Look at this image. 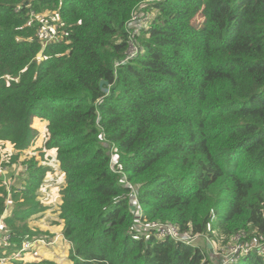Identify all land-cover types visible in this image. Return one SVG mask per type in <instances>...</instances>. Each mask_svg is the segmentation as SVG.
Returning <instances> with one entry per match:
<instances>
[{"label": "trees", "instance_id": "obj_1", "mask_svg": "<svg viewBox=\"0 0 264 264\" xmlns=\"http://www.w3.org/2000/svg\"><path fill=\"white\" fill-rule=\"evenodd\" d=\"M52 10L60 40L43 45L27 21ZM36 117L72 264H213L206 246L144 235L138 219L262 236L224 264H264V0H0L1 161L27 162ZM1 170L4 254L30 239L19 211L35 193L28 172L8 187Z\"/></svg>", "mask_w": 264, "mask_h": 264}, {"label": "rangeland", "instance_id": "obj_2", "mask_svg": "<svg viewBox=\"0 0 264 264\" xmlns=\"http://www.w3.org/2000/svg\"><path fill=\"white\" fill-rule=\"evenodd\" d=\"M137 12L139 13V17L134 24L136 25L135 29L138 31L140 27L147 23L149 16L146 18L148 12H145L141 8L138 9ZM199 19L200 17L198 16V20ZM43 20L57 28L58 17L56 11L52 10L49 13L43 12ZM197 22L196 18L195 23ZM132 49L133 48H130L128 51H131ZM33 125L36 127L37 132L33 137L28 150L20 159V161L26 160L27 162L25 164L24 162H16L18 163L17 165L10 166L15 162L8 163L6 162L8 159H6V161H1L0 158V162H2L0 163V167L4 170H1L3 173L4 184H7L8 187L10 184L20 185V182L24 181L25 174L28 172L30 177L25 182V185L31 188L32 193L35 194L34 197H30L29 205H25L24 209L22 207V210L19 211V213L24 212L23 215H26V219L22 220L21 223L25 224L31 232L25 234V238L30 237L32 238V241H35L39 240L40 237L50 239L58 236V238H62V240L51 246L42 245V243L37 241L24 255H21V251H19L20 256L17 257H11L16 249L11 250L10 252L4 251L5 255L8 256V260L18 259L10 263L7 260L5 264H22L24 261L32 259L50 261L52 264H72V259L70 258L69 253L71 244L65 239V237H59L61 234L60 232L56 233V231H54V228L58 227L60 223L63 224L62 218L58 216V207L61 203V188L64 185L62 174L58 169V163L54 159V149L49 148V146L45 144L47 139L44 127L45 122L39 117H36ZM7 149L10 150V146H7ZM2 153L4 154V157L9 156L6 154L5 150H2ZM28 164H32L29 170H27ZM2 166L7 167L6 169H3ZM20 202L23 203L24 201L22 202V199H20ZM32 206L35 208H31ZM12 209V201L9 199L7 213L11 214ZM212 229L214 233L212 240L204 236L205 239L201 241V244L207 247L209 242L213 243L215 251L221 254V258L223 259L224 254H222L221 251L224 252V248L230 244L232 237L230 240L225 239L223 234L219 232L217 228L213 227ZM4 231L5 230L0 232L3 233ZM247 236L248 235H246L245 240H247ZM226 240L228 241L226 242ZM68 244L70 245V248H68ZM207 250L208 254L213 257L212 263L216 264L215 261L217 257L215 253L210 254L208 247ZM42 264L47 263L42 262Z\"/></svg>", "mask_w": 264, "mask_h": 264}, {"label": "built area", "instance_id": "obj_3", "mask_svg": "<svg viewBox=\"0 0 264 264\" xmlns=\"http://www.w3.org/2000/svg\"><path fill=\"white\" fill-rule=\"evenodd\" d=\"M34 19H37L38 21L41 22V25L38 27L36 34L39 37V39L42 42H44V44L60 40V34L58 32V29L56 28V26H53L45 22L43 20V14H35L31 12L30 19L27 21V24L30 25ZM116 158H117V154L112 153L111 159L113 163L115 162ZM7 214L8 213L6 209L5 215L0 217L1 219L0 231L5 230L3 233L1 232V234H3L2 242L4 243V245L9 244L8 240L10 238L9 230L7 229L6 224L2 220ZM135 227L138 229L139 232H141L144 235H153L157 238L169 237L191 246H196V245L205 246L201 244V241L205 239L204 236L206 235L201 233H190L188 231L182 232L178 229V227H176L174 224L170 222H159V221L150 222V221H144L138 219L136 221ZM57 238L58 236L50 239H45L40 237L39 240H35V241H32V238L30 239L26 238L21 242L19 249L22 252L27 251L37 241L42 243V245L51 246L55 244ZM209 239L212 240V238ZM245 239H246V235H244L243 233H238L232 237L230 244L226 248H224V252L221 251V253L224 254L223 256L224 261L222 264H224L225 262L236 260L235 257L239 256L241 253L247 252L251 249H258L263 245L262 236H259L258 238H254L249 242ZM209 243L211 244L212 249L215 252L214 244L211 242ZM17 256H20L19 251H15V253L11 257H17ZM7 260H8V256H6L5 253L2 257L0 256V264H4Z\"/></svg>", "mask_w": 264, "mask_h": 264}, {"label": "crops", "instance_id": "obj_4", "mask_svg": "<svg viewBox=\"0 0 264 264\" xmlns=\"http://www.w3.org/2000/svg\"><path fill=\"white\" fill-rule=\"evenodd\" d=\"M58 230V231H57ZM54 231H56V233L57 232H60L61 234L59 235V237H64V235H63V224L62 223H60V225L58 226V227H56V228H54ZM0 236H1V232H0ZM62 240V238H58V240L55 242V244L58 242V241H61ZM67 244V243H66ZM54 245V244H53ZM68 246V248H70V245L68 244L67 245ZM14 249V248H13ZM12 249V250H13ZM213 250V249H212ZM16 251H20V249L19 248H16ZM27 251H21V255H24L25 253H26ZM212 253H215V255H216V264H222L223 263V259L221 258V255L219 254V253H217L216 251L214 252V251H212ZM8 254V253H7ZM0 256L2 257L3 256V251H2V254H0ZM210 257L211 258H213L211 255H210ZM15 260H18V259H12V260H8V262L10 263V262H13V261H15ZM38 259H36V260H34V259H32V260H28V261H37ZM213 261V260H212ZM25 262V261H24ZM5 264V263H4Z\"/></svg>", "mask_w": 264, "mask_h": 264}, {"label": "water", "instance_id": "obj_5", "mask_svg": "<svg viewBox=\"0 0 264 264\" xmlns=\"http://www.w3.org/2000/svg\"><path fill=\"white\" fill-rule=\"evenodd\" d=\"M42 43H43V45H44V42H42ZM103 84H107V82H106V81H101V82H100L101 89H102L104 92H107V91H108V88H107V87H104ZM134 201H135V199H134V197H132V198H131V209H132V210L135 209V203H134ZM207 247H208V249H209L210 254H212V251H213V250H212V246H211V244L208 243V244H207Z\"/></svg>", "mask_w": 264, "mask_h": 264}, {"label": "clouds", "instance_id": "obj_6", "mask_svg": "<svg viewBox=\"0 0 264 264\" xmlns=\"http://www.w3.org/2000/svg\"><path fill=\"white\" fill-rule=\"evenodd\" d=\"M44 45H45V44H44ZM134 199H136L135 196H134ZM135 201H136V200H135ZM134 203H135V202H134Z\"/></svg>", "mask_w": 264, "mask_h": 264}]
</instances>
